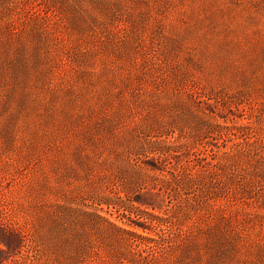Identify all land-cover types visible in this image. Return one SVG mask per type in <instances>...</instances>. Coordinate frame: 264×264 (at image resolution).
I'll list each match as a JSON object with an SVG mask.
<instances>
[{"label":"rangeland","instance_id":"374dc122","mask_svg":"<svg viewBox=\"0 0 264 264\" xmlns=\"http://www.w3.org/2000/svg\"><path fill=\"white\" fill-rule=\"evenodd\" d=\"M0 264H264V0H0Z\"/></svg>","mask_w":264,"mask_h":264}]
</instances>
